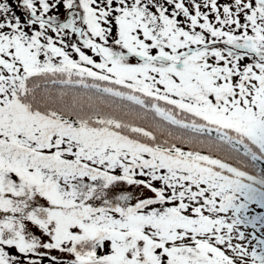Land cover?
I'll use <instances>...</instances> for the list:
<instances>
[{
  "label": "snow or ice",
  "instance_id": "6c2138e0",
  "mask_svg": "<svg viewBox=\"0 0 264 264\" xmlns=\"http://www.w3.org/2000/svg\"><path fill=\"white\" fill-rule=\"evenodd\" d=\"M258 162L264 0H0V264H264Z\"/></svg>",
  "mask_w": 264,
  "mask_h": 264
},
{
  "label": "trees",
  "instance_id": "16d2710c",
  "mask_svg": "<svg viewBox=\"0 0 264 264\" xmlns=\"http://www.w3.org/2000/svg\"><path fill=\"white\" fill-rule=\"evenodd\" d=\"M258 168H259L258 174L264 176V162H258ZM247 170L253 172V174H257L253 167H250ZM242 182L248 183L247 181H242ZM254 187L256 188V194L258 199L248 204L246 215L248 217L264 218V185L256 184L254 185ZM236 197L238 203L243 202L244 200L243 196L236 194ZM241 215L243 216V213ZM241 227L243 228L244 226L241 225ZM246 230L252 231L253 229L251 227H248ZM258 231H264V228L259 227V223H258ZM257 234L259 235V233Z\"/></svg>",
  "mask_w": 264,
  "mask_h": 264
},
{
  "label": "rangeland",
  "instance_id": "374dc122",
  "mask_svg": "<svg viewBox=\"0 0 264 264\" xmlns=\"http://www.w3.org/2000/svg\"><path fill=\"white\" fill-rule=\"evenodd\" d=\"M10 195V194H9ZM0 215H3V213H0Z\"/></svg>",
  "mask_w": 264,
  "mask_h": 264
}]
</instances>
